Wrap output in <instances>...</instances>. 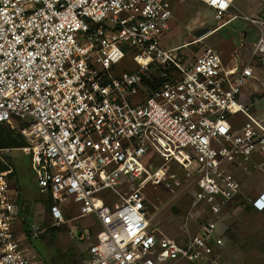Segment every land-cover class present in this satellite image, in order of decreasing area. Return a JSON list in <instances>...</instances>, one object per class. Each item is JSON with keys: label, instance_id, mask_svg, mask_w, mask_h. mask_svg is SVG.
<instances>
[{"label": "built area", "instance_id": "1", "mask_svg": "<svg viewBox=\"0 0 264 264\" xmlns=\"http://www.w3.org/2000/svg\"><path fill=\"white\" fill-rule=\"evenodd\" d=\"M172 1L0 0V124L25 141L0 148V264H40L29 246L38 231L11 189L12 149L29 158L57 224L65 207L92 218L91 234L71 228L90 240L83 264H240L217 220L242 192L236 167L264 175V115L252 106L264 103L253 67L264 60V10L200 0L216 25L193 52L160 44ZM230 24L240 38L226 58L205 38ZM189 179L188 220L172 238L151 226L150 188L173 192ZM250 205L264 210V187Z\"/></svg>", "mask_w": 264, "mask_h": 264}, {"label": "rangeland", "instance_id": "2", "mask_svg": "<svg viewBox=\"0 0 264 264\" xmlns=\"http://www.w3.org/2000/svg\"><path fill=\"white\" fill-rule=\"evenodd\" d=\"M233 3L235 12L247 15H257L264 10V0H234ZM171 5L170 28L160 37V44L163 47H177L190 43L208 33L216 25L212 18V10L200 0H173ZM247 30L252 29L247 27ZM239 36L240 34L230 24L207 36L205 42L229 58ZM182 49L196 52L199 43H190ZM249 49V45H246L242 56H245ZM122 65L128 67L130 63L126 61ZM253 67L259 77H264V60H255ZM254 100L252 103L254 114L263 116L264 103L257 98ZM237 116L242 118L241 114ZM6 154L11 156L16 169L11 189L12 191L17 189V183L19 189L16 191L22 215L26 223H33L38 231V236L31 240L29 246L36 253L40 264H83L90 240L77 239L71 233V228L79 231L85 228V231L91 234L96 229L91 223L92 218L89 216L77 218L78 211L75 206L65 207L64 222L57 224L45 203L47 199L36 187L29 158L20 149H12ZM171 169L180 173L173 164ZM234 171L243 183L242 192L228 203L217 220L216 234L222 232L227 253L240 264H264V210L255 211L250 205V200L264 187V175L255 170L252 163L247 165V170L236 167ZM192 187L193 182L189 179L183 181L181 187L173 192L161 189L154 194L155 190L150 188L152 191L149 192L148 210L151 226L169 237L180 238L182 226L188 220L186 216L190 211ZM158 199L161 202L156 204ZM204 218V213L196 215L195 219L189 220L190 227L196 226ZM177 264L191 263L181 261Z\"/></svg>", "mask_w": 264, "mask_h": 264}, {"label": "trees", "instance_id": "3", "mask_svg": "<svg viewBox=\"0 0 264 264\" xmlns=\"http://www.w3.org/2000/svg\"><path fill=\"white\" fill-rule=\"evenodd\" d=\"M24 145H25L24 139L20 136V134L15 129L10 128L6 124H0V148H18ZM7 158H8L9 164L13 167L14 175H15L16 169L12 163L11 156L7 155ZM4 169H7V165L0 162V170H4ZM15 183H16V178H15ZM16 186H17V189L16 188L15 189L18 191L19 187L17 183H16ZM18 199L19 198L17 196V200ZM45 203L50 210V207L52 205V200L50 198H47ZM24 224L26 225L25 217H24ZM52 229L54 230L55 227H53Z\"/></svg>", "mask_w": 264, "mask_h": 264}, {"label": "crops", "instance_id": "4", "mask_svg": "<svg viewBox=\"0 0 264 264\" xmlns=\"http://www.w3.org/2000/svg\"><path fill=\"white\" fill-rule=\"evenodd\" d=\"M255 71H256V69H255Z\"/></svg>", "mask_w": 264, "mask_h": 264}]
</instances>
